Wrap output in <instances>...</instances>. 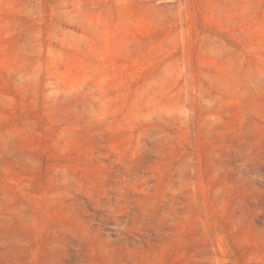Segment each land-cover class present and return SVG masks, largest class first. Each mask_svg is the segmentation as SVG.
I'll return each mask as SVG.
<instances>
[{"label": "rangeland", "instance_id": "374dc122", "mask_svg": "<svg viewBox=\"0 0 264 264\" xmlns=\"http://www.w3.org/2000/svg\"><path fill=\"white\" fill-rule=\"evenodd\" d=\"M0 264H264V0H0Z\"/></svg>", "mask_w": 264, "mask_h": 264}]
</instances>
